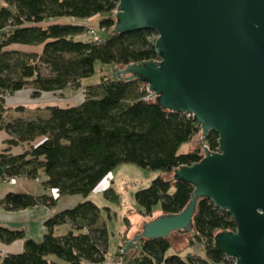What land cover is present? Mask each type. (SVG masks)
<instances>
[{
	"label": "trees",
	"instance_id": "16d2710c",
	"mask_svg": "<svg viewBox=\"0 0 264 264\" xmlns=\"http://www.w3.org/2000/svg\"><path fill=\"white\" fill-rule=\"evenodd\" d=\"M118 1L0 0V131L10 136L8 147L0 152V180L45 176L42 184L49 190L41 195L9 192L0 205L18 211L34 206L52 208L67 196L83 198L48 217L40 240L27 238L23 229L0 225V242L23 240L22 251L0 255V264L105 261L109 231L102 208L87 197L120 164L163 172L148 187L135 192L138 213L143 217L152 219L155 211L177 214L190 199L191 184L169 181L165 175L181 164L201 160L199 147L179 152L182 144L199 133L200 126L191 115L161 110L148 98L146 82L101 74L98 81L84 86L83 100L73 106L49 103L31 109L4 104L6 95L26 88L32 98L43 93L57 96L66 87L80 88L82 80L93 75L97 62L116 68L156 59L154 31L110 33ZM94 16L99 17L100 28L108 34L97 40L78 39L87 28L77 24V19ZM15 46H39L41 50L27 52ZM20 143L26 148L20 154L10 153V147ZM103 195L118 203L111 187ZM124 221L128 229V218ZM64 224L69 229L56 234L55 228ZM235 229L234 220L226 212L210 200L200 199L190 245L195 241L203 244L205 257L190 252L184 257L179 252L168 254V238H154L141 240L140 250L125 259L127 252H119L127 240L125 235L115 256L126 264H228L227 256L213 247V238L217 230Z\"/></svg>",
	"mask_w": 264,
	"mask_h": 264
},
{
	"label": "water",
	"instance_id": "95a60500",
	"mask_svg": "<svg viewBox=\"0 0 264 264\" xmlns=\"http://www.w3.org/2000/svg\"><path fill=\"white\" fill-rule=\"evenodd\" d=\"M113 17L111 34H157V58L115 76L146 82L149 99L191 115L203 140L201 160L170 175L193 186L183 210L141 220L123 258L141 240L190 233L197 202L208 199L236 224L217 230L213 247L233 264H264V0H119Z\"/></svg>",
	"mask_w": 264,
	"mask_h": 264
},
{
	"label": "crops",
	"instance_id": "0c3cea01",
	"mask_svg": "<svg viewBox=\"0 0 264 264\" xmlns=\"http://www.w3.org/2000/svg\"><path fill=\"white\" fill-rule=\"evenodd\" d=\"M2 35L0 32V42ZM14 48L20 49L22 51H40L41 48L35 46H15ZM92 84V83H91ZM89 85L83 83L80 87V90L84 86ZM83 91V90H82ZM25 90L15 92L8 101L16 104L18 99H21L22 93H25ZM30 93L31 90L27 91ZM20 96H16V95ZM50 95L51 100L55 99L53 93H43L40 97L29 98V102L34 107L40 106L39 104L42 100L40 98ZM83 100V97L79 99V103ZM7 102V101H6ZM54 104V103H51ZM10 139V136L5 131H0V152L8 147L6 140ZM26 148L25 143H20L15 146L10 147V153L20 154ZM131 172L140 173V171L133 166L127 164H121L115 167L108 175L96 186V188L91 192L94 194L101 193L104 191L107 186L111 187L115 193L118 195V203L114 204L113 202L103 199L101 197L94 198L91 193L88 195L87 199L93 201L100 208H108L107 212L102 211L103 220L106 223L107 229L112 234V240L119 246L122 242V236H126V239L132 238V233L135 230H141V227L138 225L139 222L143 219L150 220L151 218L143 217L138 213V206L135 202L134 192L139 190L137 187L138 183L132 179L128 178V174ZM1 173V170H0ZM46 177L41 176L37 179H25V178H16L11 180H0V200L9 192L17 193H31L36 195H41L44 193H49L48 189H45L43 182ZM106 182L107 185L106 186ZM150 184V183H149ZM146 186V185H145ZM149 186V185H148ZM147 186V187H148ZM144 187V186H142ZM146 188V187H145ZM137 189V190H136ZM142 189V188H141ZM83 198L81 196H67L58 200L55 207L49 208L47 206H34L27 209H22L18 211H8L0 205V225L6 226L10 229H23L25 236L27 238H33L35 240H40L42 235L45 232L44 221L63 209L71 208L77 203L81 202ZM160 211H156L153 215L157 216L160 214ZM127 217L130 222V227L127 229L125 221L123 218ZM115 223V224H114ZM69 229L67 224L57 226L55 228L56 234H63ZM119 248V247H118ZM23 249V240L19 239L11 244H4L0 242V255L5 253H19ZM202 256V255H200ZM204 257V256H202Z\"/></svg>",
	"mask_w": 264,
	"mask_h": 264
},
{
	"label": "rangeland",
	"instance_id": "374dc122",
	"mask_svg": "<svg viewBox=\"0 0 264 264\" xmlns=\"http://www.w3.org/2000/svg\"><path fill=\"white\" fill-rule=\"evenodd\" d=\"M76 23L79 25H86V28H87V31L85 33L77 36V38L80 40H84V41L92 40L95 37L101 38V37H105L108 34L100 28L99 17H97V16H94V17L89 18L87 20L86 19H77ZM152 37L154 39H156L157 34L155 33V35H152ZM109 73H110V75H114L116 73V70L112 64H102V63L97 62L95 64V71H94L93 75H91L88 78H85L83 80V83H85V84L94 83V82L99 80V77L101 74H109ZM24 90L26 92L22 93L21 96L18 94L16 95L17 97L18 96L21 97L20 100L18 99V102L16 104H13V102L8 101L9 99H11V97L9 95H6V97L4 98L5 106L14 108L18 105H22V106H25L26 108L33 109L34 106H32L31 102H29L30 101L29 98L31 97V95L29 92L27 93V91H29L30 89L26 88ZM56 95L57 96L54 95L55 99H52L53 101H50L51 97L49 94L43 98H40L42 101L37 105L45 106L49 103H54L60 107L73 106V105H76L79 103L78 101H79V99H81L83 97L84 93L82 90H80V88L75 89L72 87H66L63 90V94L56 93ZM14 114L16 115V113H14ZM202 142H203V140L201 137V129H200L199 133L190 142H186V143L181 145L179 152L183 153V152L188 151L189 149L198 148V147L200 148V150H202V144H201ZM123 164L133 166L134 168H136L140 171V173L131 172L130 174H128V178L130 179V181H132V179H134V181H136L138 183L137 187L145 188L148 185H150L149 183H151L152 179L163 174V172L159 171V170L143 169V168H140L137 165H134L131 163H123ZM170 175H165V177H170ZM107 185H109V184H107V182H106V186ZM142 186H144V187H142ZM107 188H109V186H107L106 189ZM141 188H138V189H141ZM91 195H92V197H94L96 199H97V197H101L103 199H106L103 195V191H101V193H98V194L91 193ZM134 196H135V192H134ZM114 204H116V203H114ZM102 211L107 212L106 210H104V208H102ZM170 235L171 236H170V238H168V240L171 242V247L168 251V254L179 252L180 255L184 257V256H186V254L188 252H190V253H195V254L202 255L205 257V251H204L203 244L195 241V243H192L190 245L191 233H186L184 235H180L177 238H174L177 235V232H173ZM121 244H122V242H121ZM118 247H119V244L117 245L114 242V240H112V234H111V230H110V232H109V244H108V251L106 254V260L103 262H98V263H94V264H122V262L120 263L118 261H115L116 260L115 254L118 251ZM50 257L55 259L54 256H50ZM232 261H234V260H232ZM210 264H215V263H210Z\"/></svg>",
	"mask_w": 264,
	"mask_h": 264
},
{
	"label": "built area",
	"instance_id": "2783aa9c",
	"mask_svg": "<svg viewBox=\"0 0 264 264\" xmlns=\"http://www.w3.org/2000/svg\"><path fill=\"white\" fill-rule=\"evenodd\" d=\"M97 39H99V37H95V38H94V40H97ZM148 98H149V96H148ZM119 252H120V253H123V252H124V248L119 249ZM226 258H227V260H228V264H233V262H234V261H232L233 258H230V257H226ZM115 261H118V262L121 263V261H120L118 258H116ZM122 264H126V263H122Z\"/></svg>",
	"mask_w": 264,
	"mask_h": 264
},
{
	"label": "flooded vegetation",
	"instance_id": "af4514ba",
	"mask_svg": "<svg viewBox=\"0 0 264 264\" xmlns=\"http://www.w3.org/2000/svg\"><path fill=\"white\" fill-rule=\"evenodd\" d=\"M234 260V259H233Z\"/></svg>",
	"mask_w": 264,
	"mask_h": 264
}]
</instances>
